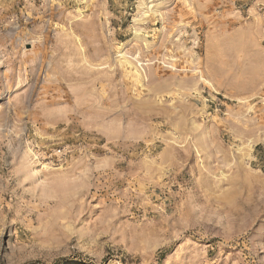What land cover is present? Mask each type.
Wrapping results in <instances>:
<instances>
[{
	"label": "rangeland",
	"instance_id": "obj_1",
	"mask_svg": "<svg viewBox=\"0 0 264 264\" xmlns=\"http://www.w3.org/2000/svg\"><path fill=\"white\" fill-rule=\"evenodd\" d=\"M0 264H264V0H0Z\"/></svg>",
	"mask_w": 264,
	"mask_h": 264
}]
</instances>
